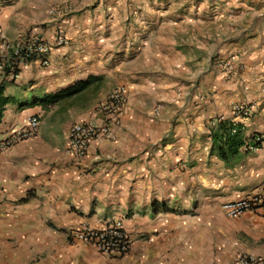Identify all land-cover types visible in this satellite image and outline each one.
Listing matches in <instances>:
<instances>
[{
    "label": "crops",
    "instance_id": "1",
    "mask_svg": "<svg viewBox=\"0 0 264 264\" xmlns=\"http://www.w3.org/2000/svg\"><path fill=\"white\" fill-rule=\"evenodd\" d=\"M53 1L0 0V65L3 43L24 31L53 42V30L39 31L49 21L42 9ZM249 6L248 0H230L223 14ZM241 27L206 40L158 36L155 46L151 36H130L121 62L109 58L120 36H82L72 19L64 27L65 46L19 64L14 80L1 69L8 101L0 140L31 116L39 126L0 154V264H240L243 254L264 259V215L229 219L220 209L264 192V15L251 13ZM217 53V66H211ZM109 62L111 73L123 78L118 84L127 102L113 139L91 140L79 157L69 148L68 132L76 123L104 121L99 106L76 105L96 86L46 109L37 102L104 77ZM225 62L233 65L228 75L216 70ZM234 105L249 108L250 115L233 114ZM218 118L237 124L246 141L260 137L257 149L243 146L221 159L211 135ZM113 218L122 220L131 240L122 257L104 256L69 235Z\"/></svg>",
    "mask_w": 264,
    "mask_h": 264
},
{
    "label": "rangeland",
    "instance_id": "2",
    "mask_svg": "<svg viewBox=\"0 0 264 264\" xmlns=\"http://www.w3.org/2000/svg\"><path fill=\"white\" fill-rule=\"evenodd\" d=\"M229 2L230 0H55L42 9L49 21L42 24L39 31L43 34L45 30H53L54 36H66L64 27L75 19L80 32H83L82 36H120L115 50L109 52V58L122 62L125 58L124 50L131 47L128 43L131 42L130 36H151L154 46L158 36H167L176 42L183 36H200V40H206L207 36H227L228 32L234 34L240 31L241 24L251 13L255 16L264 15V9L261 10L264 3L261 0H248L251 9L231 8V12L225 16L223 12ZM27 14L25 10L24 15ZM230 18L231 21L228 22ZM31 33V29L24 31L23 36H41ZM218 56L219 53L210 56L211 66H217ZM216 70L223 73L222 68ZM104 71L106 73L104 77L100 76L96 89H88L76 105L87 103L97 108L106 102L114 88H124L122 84H118L123 78L111 73L110 62ZM161 109L162 106L158 104L157 110Z\"/></svg>",
    "mask_w": 264,
    "mask_h": 264
},
{
    "label": "built area",
    "instance_id": "3",
    "mask_svg": "<svg viewBox=\"0 0 264 264\" xmlns=\"http://www.w3.org/2000/svg\"><path fill=\"white\" fill-rule=\"evenodd\" d=\"M67 44L64 36H55L53 42L47 43L37 37H19L14 42H5L2 45V64L0 70L4 68L8 60L7 54L19 64L27 63L33 55L45 57L52 47L60 48ZM232 63L225 62L221 65L223 73L228 75L232 70ZM18 74H11L13 80ZM127 102L125 88L116 87L109 94L105 103H102L98 110L103 114L104 121L97 123L90 121L86 123L73 124L68 132L69 148L76 156H83L88 149L91 140L97 137H107L113 139L112 128L119 124L121 114ZM232 113L246 118L251 111L247 107L240 105L232 106ZM39 126L37 116H31L25 121V125L13 130L6 138L0 140V154L8 151L17 143L32 137ZM255 142H260V137H254ZM247 150L254 151L256 146L247 144ZM223 214L229 219H237L246 212H258L264 215V192L254 194L250 197L232 202H225L220 205ZM72 238L92 246L98 253L107 257H122L131 249V240L124 229L121 219H110L101 226H82L69 234ZM237 261L240 264H264V259L260 256L239 255Z\"/></svg>",
    "mask_w": 264,
    "mask_h": 264
},
{
    "label": "trees",
    "instance_id": "4",
    "mask_svg": "<svg viewBox=\"0 0 264 264\" xmlns=\"http://www.w3.org/2000/svg\"><path fill=\"white\" fill-rule=\"evenodd\" d=\"M18 61L13 60L12 56L7 62L6 67L3 68V72L7 75L10 73L18 74L17 69ZM101 80L99 77H90L85 81H80L71 87L63 89L55 94L44 95L43 98L37 102L43 109L51 107L60 103L66 98H78V96L86 91L91 86L98 85ZM3 87L0 86V121L2 119L3 107L7 103V98L3 95ZM214 127L211 129V135L216 144L218 154L221 159H225V154L235 155L240 147L246 146L251 143L253 146H258L260 143L255 142L254 137L250 141H246L242 138L240 133V127L228 120L216 119Z\"/></svg>",
    "mask_w": 264,
    "mask_h": 264
}]
</instances>
